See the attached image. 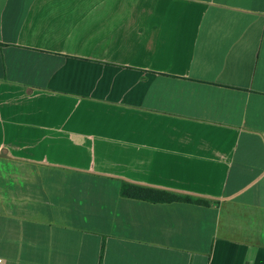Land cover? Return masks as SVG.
<instances>
[{
    "label": "crops",
    "instance_id": "obj_1",
    "mask_svg": "<svg viewBox=\"0 0 264 264\" xmlns=\"http://www.w3.org/2000/svg\"><path fill=\"white\" fill-rule=\"evenodd\" d=\"M0 260L264 264V0H0Z\"/></svg>",
    "mask_w": 264,
    "mask_h": 264
},
{
    "label": "trees",
    "instance_id": "obj_2",
    "mask_svg": "<svg viewBox=\"0 0 264 264\" xmlns=\"http://www.w3.org/2000/svg\"><path fill=\"white\" fill-rule=\"evenodd\" d=\"M119 192L123 197L143 200L152 203L185 202L200 205H205L208 203V199L202 197L182 194L125 180H121Z\"/></svg>",
    "mask_w": 264,
    "mask_h": 264
},
{
    "label": "built area",
    "instance_id": "obj_3",
    "mask_svg": "<svg viewBox=\"0 0 264 264\" xmlns=\"http://www.w3.org/2000/svg\"><path fill=\"white\" fill-rule=\"evenodd\" d=\"M1 261V260H0Z\"/></svg>",
    "mask_w": 264,
    "mask_h": 264
}]
</instances>
